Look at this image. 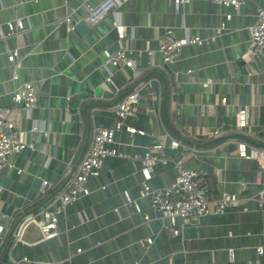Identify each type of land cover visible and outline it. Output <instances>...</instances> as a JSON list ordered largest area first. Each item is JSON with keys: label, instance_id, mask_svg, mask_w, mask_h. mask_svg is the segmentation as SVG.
Segmentation results:
<instances>
[{"label": "crops", "instance_id": "obj_1", "mask_svg": "<svg viewBox=\"0 0 264 264\" xmlns=\"http://www.w3.org/2000/svg\"><path fill=\"white\" fill-rule=\"evenodd\" d=\"M102 1L0 0V107L13 104L12 92L22 81L33 79L38 87L37 105L30 114L19 111L20 130L33 148L14 155V167L0 171V210L14 215L10 231L19 218L38 208L43 178L58 184L67 166L79 162L93 127L115 125L112 106L140 80L145 83L132 123L145 133L118 131L113 146L143 153L148 146L163 144L166 162L153 165L150 185H170L177 176L174 160L184 158L210 182L212 200L226 191L255 196L264 181V156H241L237 142L264 148V63L258 64L260 73L252 82L245 68L251 26L264 0H246L240 12L213 0H187L178 6L175 0H115L112 11L87 22L83 4ZM70 13L76 18L74 30L64 21ZM16 18L24 27L5 36L7 22ZM115 20L125 26L121 44L130 51L132 67L106 60L104 51L112 53L120 44ZM222 22L225 28L216 35ZM168 29L177 37L211 38L201 45H185L171 64L177 72L172 99L167 77L151 65L146 53L147 48L154 50L153 60L161 62L158 46ZM15 72L17 79L12 77ZM207 77L215 82L203 89L200 82ZM237 103L251 105L250 133L235 130ZM203 104L213 106L202 110ZM35 124H45L48 136L32 129ZM214 126L224 129L223 136H207ZM172 139L182 144L174 147ZM141 169L140 160L108 156L100 174L88 180L90 193L60 214L58 236L13 246L9 231L0 244V264H12L9 252L32 260L25 264H264L257 251L264 246V211L254 200L245 203L248 209L233 205L185 225L179 218L180 232L174 235L151 198L140 195ZM37 234L33 229L29 237ZM148 238L152 243L144 248L141 242Z\"/></svg>", "mask_w": 264, "mask_h": 264}, {"label": "built area", "instance_id": "obj_2", "mask_svg": "<svg viewBox=\"0 0 264 264\" xmlns=\"http://www.w3.org/2000/svg\"><path fill=\"white\" fill-rule=\"evenodd\" d=\"M187 0H175L178 6L181 2ZM214 2L226 6H231L235 11L240 12L246 0H213ZM115 0H103L98 5H92L89 2L83 4L85 10L84 19L87 22H97L106 14L116 7ZM231 14H226V18H230ZM76 18L73 13L67 14L64 21L69 24L70 29L76 27ZM24 27L23 20L16 18L7 22L8 32L5 36L16 33L18 29ZM114 27L117 31L119 46L114 52L104 51L106 60L110 64L117 67H132L134 60L129 54V49L121 44V40L125 37V26L114 21ZM225 28V23L222 22L216 28V35L220 34ZM3 34V33H2ZM211 38H202L196 35H186L177 37L172 29H168L159 42L158 51L161 54V62L156 63L153 60L154 50L147 48L146 53L153 66H158L165 77H167V95L172 99L177 82V72L170 69L171 64L177 59L181 49L188 44H203ZM15 57L18 56V49L13 50ZM246 75L248 82H252L255 75L260 73L257 68L258 64L264 63V5L257 8L256 21L251 26V37L246 51ZM20 62L16 61L15 66H19ZM18 78L15 72L12 76ZM110 80V78H109ZM214 79L207 77L202 80L201 86L203 89L209 88L214 83ZM113 83V82H112ZM145 81L140 80L135 82L131 90L125 92L122 97L112 106V111L116 116V123L113 127L103 125H95L90 143L87 145L79 162L73 166L68 165L63 173L61 183L54 184L46 178L42 180V187L38 199L42 195L53 190L52 195L38 208L19 218L15 229L12 232L11 239L13 246L23 241L22 234L25 227L36 222L42 233V240L52 239L59 234L58 221L60 214L65 208L76 201L82 195H88L90 188L88 186L89 178L98 176L102 170L105 159L108 156H121L127 159L140 160L142 162V187L140 195L149 196L152 206L161 212L165 225L174 235L180 232L178 219H181L183 225L197 222L201 217L210 213L224 212L228 207L233 205H243L244 209H248L245 204L248 200H254L257 207L264 211V181L262 182L261 190L255 196L245 195L244 193L222 192V194L212 200L210 198V182L202 176L201 172L188 166L184 158L174 160L177 170L176 179L168 186L161 188H153L149 180L152 177L153 165L156 162H166L163 156V144L157 143L148 146L143 153H129L121 151L113 146L115 135L118 131L125 130L131 135L135 133L144 134V130L133 125L132 121L138 116V105L140 102V90ZM228 85L231 81L227 82ZM115 86V84L113 83ZM13 104L7 107H0V171L5 168L14 167L12 157L22 153L25 149L33 148V144L29 142L23 131L19 127V111L23 110L25 114H30L31 110L37 105L38 87L35 80L26 79L12 92ZM227 95L221 97L223 104L227 103ZM213 104H203L202 110L206 107H212ZM251 105L248 103L236 104L235 108V130L239 133H250L248 127L251 122ZM32 129L39 130L46 137L49 130L45 124H35ZM224 129L214 126L207 136L210 138H220L223 136ZM228 140V139H226ZM171 144L178 147L182 141L172 139ZM238 153L247 158H262L264 156V148H259L253 144H248L244 140L237 142ZM191 151L195 148H190ZM1 189V186H0ZM246 189V184H241V191ZM243 192V191H242ZM125 200L131 203L133 200L128 190L123 191ZM213 203V206L211 204ZM136 209L141 211L140 206L135 203ZM38 216H41L38 219ZM145 218H149L145 214ZM14 220L13 214H8L0 210V244H2L8 232L10 231L11 223ZM11 232V231H10ZM40 239V240H41ZM152 243L151 238L141 242L144 248H148ZM257 251L264 256V246H258ZM12 264L30 263L32 260L27 256L14 258L9 252Z\"/></svg>", "mask_w": 264, "mask_h": 264}, {"label": "water", "instance_id": "obj_3", "mask_svg": "<svg viewBox=\"0 0 264 264\" xmlns=\"http://www.w3.org/2000/svg\"><path fill=\"white\" fill-rule=\"evenodd\" d=\"M33 229H36L38 234L35 237L30 238L29 233ZM41 238H42V233L39 229V225L36 222H31L25 227L23 234H22V239L24 241L35 242V241H39Z\"/></svg>", "mask_w": 264, "mask_h": 264}, {"label": "trees", "instance_id": "obj_4", "mask_svg": "<svg viewBox=\"0 0 264 264\" xmlns=\"http://www.w3.org/2000/svg\"><path fill=\"white\" fill-rule=\"evenodd\" d=\"M52 193H53V190L47 192V193L44 194V195H42L41 198H39V199L37 200V202H36L37 207H38L39 205H41L42 203H44V202H45V201H46V200L52 195ZM13 226H14V227H13V229H11L10 237H11V235H12L13 230L15 229V225H13Z\"/></svg>", "mask_w": 264, "mask_h": 264}]
</instances>
